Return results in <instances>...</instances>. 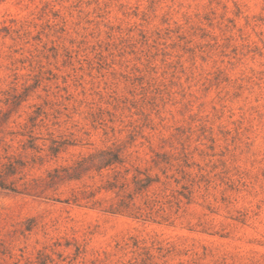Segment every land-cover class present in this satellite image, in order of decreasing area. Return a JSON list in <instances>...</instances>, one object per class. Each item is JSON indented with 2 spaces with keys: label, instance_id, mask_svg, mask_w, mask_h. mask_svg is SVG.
Wrapping results in <instances>:
<instances>
[{
  "label": "rangeland",
  "instance_id": "374dc122",
  "mask_svg": "<svg viewBox=\"0 0 264 264\" xmlns=\"http://www.w3.org/2000/svg\"><path fill=\"white\" fill-rule=\"evenodd\" d=\"M0 264H264V0H0Z\"/></svg>",
  "mask_w": 264,
  "mask_h": 264
},
{
  "label": "trees",
  "instance_id": "16d2710c",
  "mask_svg": "<svg viewBox=\"0 0 264 264\" xmlns=\"http://www.w3.org/2000/svg\"><path fill=\"white\" fill-rule=\"evenodd\" d=\"M95 158L101 159V163L98 166V170H100L102 168H105V167H110V166H112L114 164L122 162L119 159L118 155L114 154L113 152H111V151H102L98 155L91 156L88 159L79 161L77 163V167H75V168L81 167L86 162V160H94Z\"/></svg>",
  "mask_w": 264,
  "mask_h": 264
}]
</instances>
